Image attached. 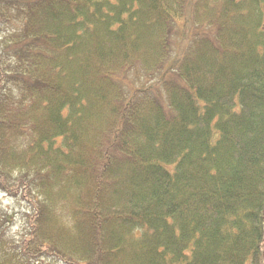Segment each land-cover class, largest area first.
<instances>
[{
	"label": "trees",
	"instance_id": "16d2710c",
	"mask_svg": "<svg viewBox=\"0 0 264 264\" xmlns=\"http://www.w3.org/2000/svg\"><path fill=\"white\" fill-rule=\"evenodd\" d=\"M188 4L0 0V264H264V0Z\"/></svg>",
	"mask_w": 264,
	"mask_h": 264
},
{
	"label": "rangeland",
	"instance_id": "374dc122",
	"mask_svg": "<svg viewBox=\"0 0 264 264\" xmlns=\"http://www.w3.org/2000/svg\"><path fill=\"white\" fill-rule=\"evenodd\" d=\"M194 0H189V4L187 6V14L189 15L190 6ZM187 16V15H186ZM191 23L188 20L187 22H181L176 30L172 33L171 41H172V53H171V63H166L167 67L169 64H173L181 55V52L186 45L188 38L190 37ZM166 67V71L168 70ZM14 200L5 197L4 195H0V202L2 206L6 207L8 210L15 209L12 204ZM17 209V208H16Z\"/></svg>",
	"mask_w": 264,
	"mask_h": 264
}]
</instances>
